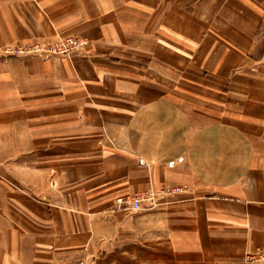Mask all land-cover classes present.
<instances>
[{"label":"crops","instance_id":"1","mask_svg":"<svg viewBox=\"0 0 264 264\" xmlns=\"http://www.w3.org/2000/svg\"><path fill=\"white\" fill-rule=\"evenodd\" d=\"M55 32L85 53L2 54ZM263 245L264 0H0V264H253Z\"/></svg>","mask_w":264,"mask_h":264},{"label":"built area","instance_id":"2","mask_svg":"<svg viewBox=\"0 0 264 264\" xmlns=\"http://www.w3.org/2000/svg\"><path fill=\"white\" fill-rule=\"evenodd\" d=\"M87 45V40L78 36H60L58 35L57 39L52 41V47L50 49H46L43 52L53 53V54H67L70 55L72 52L80 53ZM41 48L39 46H35L33 50H22V49H14L13 47H6L2 54L6 57L17 56L25 52H40ZM139 165L143 166L145 161L142 159L138 160ZM180 188L175 189H165L166 193H176L180 192ZM156 193L154 191H143L138 194L132 195L127 199L120 198V204H126L129 209L139 210L143 207V203L147 201L154 202V198ZM151 206H154L151 205ZM245 261L253 264H264V245L258 247L253 251H247L244 256Z\"/></svg>","mask_w":264,"mask_h":264},{"label":"rangeland","instance_id":"3","mask_svg":"<svg viewBox=\"0 0 264 264\" xmlns=\"http://www.w3.org/2000/svg\"><path fill=\"white\" fill-rule=\"evenodd\" d=\"M58 35L60 36H76V35H72V34H62V33H59V32H55L54 33V36L43 41V42H36V43H31V44H9V45H5L3 48H2V51L6 48V47H13L14 49H22V50H33L35 46H39L41 48L40 52L42 53H35V52H25V53H22L20 55H23V54H37V55H45V54H49V55H62V56H66V57H69V58H73L74 56H80V55H83L85 53V48L80 52V53H76V52H72L70 55H67V54H53V53H47V52H43L45 51L46 49H50L52 47V41H54L55 39H57ZM80 37V36H78ZM85 39V38H83ZM88 43V42H87ZM20 55H17V56H20ZM17 56H11V57H17ZM6 57V56H4ZM11 57H7V58H11Z\"/></svg>","mask_w":264,"mask_h":264},{"label":"bare ground","instance_id":"4","mask_svg":"<svg viewBox=\"0 0 264 264\" xmlns=\"http://www.w3.org/2000/svg\"><path fill=\"white\" fill-rule=\"evenodd\" d=\"M135 194H138V193H135ZM135 194H133V195H135ZM132 196V195H131Z\"/></svg>","mask_w":264,"mask_h":264}]
</instances>
